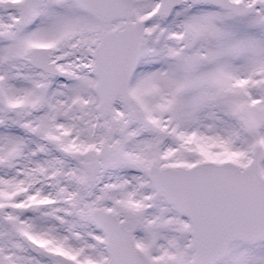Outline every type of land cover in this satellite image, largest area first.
Masks as SVG:
<instances>
[{
	"label": "snow or ice",
	"instance_id": "obj_1",
	"mask_svg": "<svg viewBox=\"0 0 264 264\" xmlns=\"http://www.w3.org/2000/svg\"><path fill=\"white\" fill-rule=\"evenodd\" d=\"M0 264H264V0H0Z\"/></svg>",
	"mask_w": 264,
	"mask_h": 264
}]
</instances>
